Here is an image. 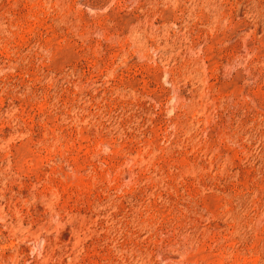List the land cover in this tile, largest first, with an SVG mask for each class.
Wrapping results in <instances>:
<instances>
[{
	"label": "rangeland",
	"instance_id": "obj_1",
	"mask_svg": "<svg viewBox=\"0 0 264 264\" xmlns=\"http://www.w3.org/2000/svg\"><path fill=\"white\" fill-rule=\"evenodd\" d=\"M0 264H264V0H0Z\"/></svg>",
	"mask_w": 264,
	"mask_h": 264
}]
</instances>
